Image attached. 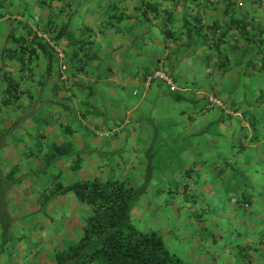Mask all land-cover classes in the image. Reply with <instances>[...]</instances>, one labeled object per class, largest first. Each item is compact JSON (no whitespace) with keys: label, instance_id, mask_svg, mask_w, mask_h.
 <instances>
[{"label":"trees","instance_id":"obj_1","mask_svg":"<svg viewBox=\"0 0 264 264\" xmlns=\"http://www.w3.org/2000/svg\"><path fill=\"white\" fill-rule=\"evenodd\" d=\"M60 1L62 0H42L40 5L51 8L58 5ZM124 1L126 0L109 2L108 11L113 13L106 25L109 29L122 32L126 30L128 21L133 18L137 24L144 26L145 34L135 35L138 42L137 49L134 48V50L130 47L121 58L124 59L127 55H131L130 58L141 56L146 52L154 54V59L148 58L145 66L146 71L139 77L141 83L145 84L147 74L159 67L160 64L163 65L167 75L174 83L185 86L187 85L185 74L192 70L191 66H195L197 70L205 71V74H202L207 78L205 81L214 76L217 71L225 74L234 70L237 74L236 83L234 82L229 91L230 98L233 100L229 103L228 100H222L219 93L214 92L213 95L220 101L222 100L225 107L231 108L233 112H242L240 110L242 103L238 101V96H243L246 109L242 114L250 121L249 124L253 128L250 141L255 142L256 139H259L258 132L262 131L261 127L263 126L260 122L263 118L254 112L252 108H256V106L252 104L249 98L257 101L260 105L259 108L264 113V26L260 21L261 18L256 20L257 16L260 17L258 7L264 9L261 4L262 0H225L221 15L211 22L206 21L205 18L208 13L207 8L218 5V2H213L214 0H131L130 12L127 11V6H124ZM247 3H251L254 9H248ZM254 13L258 15L256 16ZM178 16H181L182 19L177 26ZM36 17H34V24L28 26L26 35L15 37L20 46V54H15L9 49V52L8 50L4 52L9 59L19 61L22 68L28 62L43 56L48 59L47 75L52 73L56 57L53 47L41 36L43 33H49L51 40L65 51L68 65H70L69 54H67L66 49L69 47L72 50V58L77 63L74 67L76 69L86 68L89 71V66L92 64L93 68L90 71L102 75L101 71H104V68L108 71L113 67L114 60L103 63L101 55L102 47L111 42L107 40L108 42L101 44L99 41V45H97L98 42L92 33L87 34V32L92 31L91 26H84L81 36H77L72 29L74 16L66 20L49 18L43 26L40 17H37L39 22L35 24ZM131 26L129 27L130 31L135 27L134 25ZM35 28L40 33H33ZM101 33L104 34L105 30H102ZM147 42L153 44L144 50ZM200 45L204 47L203 54L197 52ZM167 51L166 58L168 61L166 63L162 55ZM192 56H194L191 58L192 61L186 60L184 62L186 58ZM180 61H183V65H180L181 68H177ZM133 66L135 69L138 67L136 64ZM3 72L4 77L1 78L5 95L3 105L7 108L17 106L19 109L22 107L19 103L21 98L29 95V92L21 88L20 81L10 70H3ZM134 75H140L138 69ZM197 81L200 80L197 79L194 84L198 86ZM39 83L45 84L42 81ZM158 83L161 86L162 83L168 85L164 81H158ZM142 84L141 88H143ZM160 85L157 87L158 91L163 90ZM94 88V85L85 86V89H88L91 94L95 93ZM169 88L170 90L166 93L168 97L172 96L177 101L187 98L190 100L189 96L180 93V90L173 89L171 85ZM160 94L162 92L157 95L155 105H158L160 101ZM191 100L195 105H198L196 111L204 110L211 103L207 96L204 99L192 97ZM225 111L223 108V118L210 123L208 128L206 126L201 130L200 134L190 135L186 134L175 121L166 123L167 120H164L162 122L160 118H153L152 112L149 116H143V112H141L137 119L139 128H142V131H144L143 128L151 129L149 134L152 138L151 141L147 142L148 146L144 152L148 164L159 169L166 180L167 176H171L177 171H181L185 177L189 176L191 170L185 168L186 159L183 158L185 152L189 149L205 148L207 142L205 133L208 131L216 134L226 120L230 122L233 119V116ZM95 113L100 114L95 109L88 112V114ZM40 115H42V110L35 116L38 121L35 123L37 125L45 124L44 118ZM149 122H151V126H148ZM212 125L215 126L213 130L210 129ZM11 129L12 126L0 124V139H4L11 132ZM246 129L244 127V130ZM46 148L44 162L47 164L63 156L71 155L74 151L71 142L61 144L52 142ZM79 160H81L80 157ZM80 165V161H78L75 168H79ZM225 168H228L227 164L223 165V172ZM17 169V166L12 168L7 176L8 180H11ZM230 171V175H226L224 180H220L222 187L224 188V184L227 183L226 190L224 189L226 192L232 191L239 201H247L244 197L245 191L252 188L250 181L253 176H249L246 172H240L238 168H231ZM221 176L222 170H219L218 177ZM58 178L59 175L54 174L52 188L41 194L39 198L40 210H45L50 201L58 195L72 192L78 200L90 208L91 213L85 217L81 237L66 248L56 251V264H193L169 249L159 231L155 229L144 230L135 225L132 220V209L137 200L135 195L138 188L129 185L125 179H84L64 186ZM145 185L146 183L142 188ZM187 185L185 184V189L188 188ZM184 196L185 201L195 202V198H190L187 193ZM3 202L2 199L0 201V213L5 208ZM6 213L8 214V212ZM0 220L2 221L3 240L15 239L12 226L8 232L5 229L7 223L2 217ZM244 249L245 247L238 249L239 255L242 257H246L243 253Z\"/></svg>","mask_w":264,"mask_h":264},{"label":"crops","instance_id":"obj_2","mask_svg":"<svg viewBox=\"0 0 264 264\" xmlns=\"http://www.w3.org/2000/svg\"><path fill=\"white\" fill-rule=\"evenodd\" d=\"M111 1L114 0H62L58 2V5L47 8L42 4V6L40 5L42 0H0V97L4 94V87L1 83V78L3 79L4 77L3 70H10L16 79L20 81L21 88L29 92V95H25L21 98V101L19 102L22 105L21 108L18 109L17 106H12L0 109L1 119L6 118L8 115L10 116V114H13V111H16V114L18 112L24 118L23 123L20 124V128L12 133L10 139L8 137L7 154L2 160H0V198L4 194V207L8 214L15 219L12 226V233L16 232L18 236H20V240H12L9 242L8 246H10V250L7 251L12 257L3 258L4 262L7 260L5 264H56L54 251L66 236H63L62 234L58 245H54V248L47 249L46 247L50 245L51 237L43 236L40 229L43 228V222H40L41 220L38 219V216L36 215V212L40 210L39 198L41 194L48 192L51 188L45 191H37L32 187L28 188V186L32 185L30 184L31 180L29 179L32 178V176L29 174L35 172L38 175L42 168L46 166V163L44 162V154L47 151L46 146L50 143L55 142L61 144L63 142H71L74 147L73 156L61 157L53 161L57 168H59L58 165L61 160L78 159L79 156L81 158V160H79L81 167L83 166V163L86 162V166H91L93 168L92 165H88V162L91 161L94 163V167H99L103 172L102 176H97V174L90 172V175L86 176L85 179L100 177L102 179H125L129 185L133 187L139 188L144 185V183H140L142 182L141 178L143 176L139 175V172H141L146 164V160L143 157V151L147 147L140 144L137 139V134L135 132L140 129L138 123H136L137 118H134V123H130V125H126L125 127H116L119 125H115L114 127L120 129L118 135L114 138H106L100 134V130L104 127L114 128L110 127V125H106L108 121L120 120L127 114V109L132 102V100L129 99L130 93L127 89H130V85L134 87L139 85L141 87L142 83L139 77L143 73L141 71L142 69L137 68L140 75H134L137 69L133 70L128 66L127 62L124 65L120 64L118 66V72L114 74L115 76H111L113 72L116 71V68L112 67L111 69H108V71L104 68V71H101L102 75L97 72H93L91 75L97 76L96 78L99 77L98 79L100 80H92L89 78L86 82H74L75 86L72 88L71 93L68 94V92L62 90L61 85H59L60 82L58 83V79L55 76L52 78L50 77L46 83L44 81L45 84L39 83L42 79H39L38 81H33L32 78L28 81L23 79L22 75H26L28 67H34L36 65L34 63L39 60H33L30 62V65H28V62L27 65L25 64L22 68V64L19 61L9 59L7 54H4L5 50L8 49L15 52V54H20V46L15 40V37L26 35L28 26L34 24V17L36 16H40L44 23L49 18L53 20H66L67 18L74 16L72 29L76 35L81 36V33H83L82 28H84V26H91L92 31L87 32V34L92 33L94 39L96 38L98 42L97 45H99V41L101 44L103 42H108L107 38L102 40L99 38L101 36L100 34H102V30H105L106 35L110 37L114 35L118 36V38L120 36L123 37L125 31H130L129 27H132L131 25L136 27L139 26V24H137L132 18L128 21V26L125 31L117 32L113 29L107 28L106 23L109 22L108 20H110V16L113 13L108 11V4ZM213 2H218V5L216 7L207 8L208 13L206 14L205 20L208 22L213 21L214 18L221 15L226 1L214 0ZM123 4H125L124 6H127V11L130 12L129 10H131L132 5L131 0H126ZM251 7L252 4L247 3V8L253 10L254 7ZM254 14L256 16L258 14L260 15V17L257 16L256 20L258 21L261 18L262 20L260 21H262V26H264V14H261L260 12ZM181 19V16L177 17V26L180 24ZM140 27L144 26L140 25ZM130 32L133 33V29ZM119 33L122 35H119ZM12 34L14 35L12 36ZM144 34L145 31L142 32L141 35ZM137 35L139 36V34ZM148 43L150 42H147V45ZM130 46L133 45H126L128 49ZM68 50L70 51L71 49L69 48ZM203 51L204 47L202 45L198 46L197 52L203 54ZM193 57L194 56L186 58L184 62L186 60L192 61L193 59L191 58ZM182 62L183 61L179 62L177 68H181L180 65H183ZM191 67L192 70L185 74V76L187 75L191 81L197 79L200 80L201 78L207 79L205 78V75H202L205 74V71L197 70L195 66ZM92 68L93 65L91 64L89 69L92 70ZM224 76L226 75H222L221 77ZM212 78L213 76L210 77V80H212ZM234 82L236 83V81ZM38 84H41V89L46 87L53 90L55 93L57 91L60 97L57 99L61 103V105H58L61 110H56L55 108L50 110L51 103L47 102L46 108H49V110L46 111L47 113L45 115H43L44 113L40 115L45 120V124L43 125L34 124V118L32 117V115H38L41 109L36 110L31 108V110L28 111L25 107L26 100L31 102V100L38 99L40 95H42L40 89H38ZM88 85L95 86L94 94H91L88 89H85V86ZM232 87L228 90H222L219 92L222 100H228L229 103L233 100L230 98L231 96L229 94ZM134 91L136 90H133V92ZM246 99L249 100L248 98ZM238 100L242 103L240 110L243 112L246 109L244 97L239 95ZM1 101L2 98L0 99V103ZM254 104V106H256V108H252L254 109V112L264 118V113L258 108L259 103L256 101ZM94 109L98 110L100 114H88L90 110ZM242 112L238 113L237 111L236 113L240 115L239 117H233L230 122L226 120L225 124L220 126V129L216 134H214L215 132L212 133L208 137V145H206L202 151L192 152V155L194 156L191 162L192 165L191 168L189 166L187 167L192 171L190 177L192 182L195 183L197 181V184L193 187L194 190L197 189L198 184H201L208 186L210 191H216V193H213L212 197L232 196L234 193L232 191L226 192L223 190L220 182L224 180L226 175H230L231 168L240 169L239 167L243 166L244 169H247L251 168L250 165H253V172H255L253 178L259 180V182L257 185H252L250 190L245 191L244 197L246 200L247 198L257 200L264 195V119L260 122L263 126H260L262 131L258 132L260 138L256 139L255 142H251L250 137L253 128L249 124L250 121L246 119ZM211 114L217 115L214 114V111ZM105 117H108L109 119L105 120ZM223 117L222 111H219L218 116H214L212 120L207 121V128L210 123L218 121ZM14 124L15 121L10 126L13 127ZM206 126H204V128ZM244 127L247 129L244 130ZM201 129L203 130V128ZM189 133H198V127L196 128V131L190 130ZM231 136L233 138H231ZM141 145L143 146L142 148ZM43 148L45 151L37 157L38 151H42ZM104 148L117 155L118 159L114 158L112 162L104 163L103 165L96 164L98 152ZM43 163H45V165H42ZM224 164H227L228 168H225V171L223 172ZM17 165H20L19 171H16L11 180H8V174L13 166L15 167ZM69 167L71 166L69 165ZM121 169H124L125 171L122 173ZM219 170H222V178L218 177ZM128 171L129 173L127 174ZM135 171L138 173L136 174ZM154 173L155 180L159 179L161 181V179H163L159 172ZM136 175L139 176V179H136ZM45 176L47 178L53 177V175L49 173L45 174ZM182 177L181 174L171 178V185L173 186L175 183L178 186L180 184L179 179ZM254 182V180L250 181L251 184H254ZM22 188L27 190V192L22 191ZM164 189L165 185H162V183L156 184L155 181L149 182L148 190L156 193L157 197L160 196L162 193L161 191ZM190 193L192 194V192ZM252 194L253 196L251 197ZM17 198L23 201V204L20 207L15 205V200ZM63 201L64 197L58 195L50 201L45 210L48 209L49 213L55 212L54 206H64ZM147 209L151 211L150 207ZM69 212L70 211L68 210V213ZM192 216L195 217L196 215ZM210 221L211 219L207 224L202 223L203 225L201 226H192L190 223L184 224V226L179 224L178 228H180V230L174 235V242L170 241L169 234L164 237L165 241L166 243L171 242V244L174 245L177 241L176 239L181 236L183 242L180 241L181 243L178 245L175 244V247L173 246V250L176 253L180 254L193 264H211L212 261L214 262V260H217V254L214 246L215 237H213V239L210 238V236H214L213 234L216 229H214V223H211ZM82 224L84 226V223ZM156 228H158L156 229L157 231L163 234L160 227L156 226ZM198 229L204 230L205 233L197 232ZM207 231L210 233L207 234ZM2 234V221L0 220V236ZM43 238H45V240H43ZM192 238H194L195 241H191ZM229 238L231 241L230 243L225 241L223 246L219 244V247H222L223 250H228L230 247H236L238 244L242 245L241 242H234V238H237L234 235ZM75 241L77 240H74V242ZM66 242H68L67 244L69 245L72 241L66 238ZM39 244L44 245V248H41ZM3 245L6 248L7 244ZM58 249L63 248L58 247ZM179 249H181V251ZM236 250L238 252V249ZM208 257H210L211 260Z\"/></svg>","mask_w":264,"mask_h":264},{"label":"rangeland","instance_id":"obj_3","mask_svg":"<svg viewBox=\"0 0 264 264\" xmlns=\"http://www.w3.org/2000/svg\"><path fill=\"white\" fill-rule=\"evenodd\" d=\"M258 12L261 14H264V9L258 7ZM40 17V16H39ZM41 25H44V22L41 21ZM105 27V26H104ZM127 29V28H126ZM145 31L144 27L136 26L133 29V33L130 31H125V35L123 37L118 36H108L105 34H100L101 36L99 38L104 39L107 38V40L111 43L106 44L102 47L101 55H102V62L103 63H109L110 61L114 60L113 67H115L116 71L113 72L111 76H115L114 74L118 72V66L120 64H126L128 62V66H130L133 70H135V67L133 66L136 64L138 67L142 69L141 71H146L145 66L149 59H154V54L152 52H146L145 54L141 56H132L127 55L124 59H121L128 51V48L130 44L137 49V39H135L134 34L141 35L142 32ZM136 32V33H135ZM119 35H122L119 33ZM157 39V37H155ZM104 44V42L102 43ZM114 44V46H113ZM119 44V45H118ZM153 43L150 42L145 47L144 50L148 49ZM133 48V49H134ZM69 49V48H68ZM66 49L67 54H69V70H68V85L66 88H63L62 90L65 92H68V94L71 93L72 88L75 86L74 82H86L89 78L92 80H96L97 76H91L92 71L89 70V72L86 70V68L83 69H76V64L74 62V59L72 58V50ZM166 54H168V51L162 55V58L167 63ZM113 58V59H112ZM149 58V59H148ZM39 60L35 62L36 64L34 67L30 68L28 67L27 73L25 76H23V79L25 81H28L32 78L33 81L42 79V82L49 80L50 77L53 76L57 77L58 82H60L59 77V71L57 62L54 64L52 68V73L50 75H47V68H48V59L46 57L40 56ZM30 65V62L28 63ZM37 68V70H36ZM35 70V71H34ZM216 72V71H215ZM222 75H226L224 77H221ZM237 77V74H235L234 70L228 71L225 74H222L220 72H216L215 76H213L212 80L208 79L205 81V79H200L198 82V86L194 84V81H191V79L186 75L185 78H187L186 83L187 85L182 84H175L172 79V88H176L180 90V93L185 94L189 96L190 100L183 99V100H175L172 96L168 97L166 93L170 90L169 85H166L165 83H162V86L160 83H152L151 85L147 86L146 84H143V88L138 86H131L130 89H127L130 93L129 99L132 100L130 107L127 109V116L125 115L120 120L116 121H108L106 125H110V127H114L115 125H119L116 127L126 125H130V123H134V118L139 117L140 113L143 112V116H149L152 112L153 118H160L162 122L164 120L168 121H175L178 123L186 134L189 133L190 130H195L198 127V133L200 134L201 128H204V126L207 125L208 120H212L214 116H218L219 111H223V108H225V112L231 114L233 117H239L240 111L238 113L233 112L231 108L225 107V103L221 100L220 103H213L207 105V108H205L202 111H195L196 106L193 101L191 100L192 97L194 98H202L204 99L206 96L211 98L214 92L219 93L222 90H228L232 85L234 84V81ZM102 79V78H101ZM77 80V81H76ZM100 80V79H98ZM73 81V83H72ZM232 83V84H231ZM158 85H160L163 90L158 91ZM41 84H38V89H40V97L35 100H26V108L27 110H31V108H34L36 110L41 109L42 114L45 115L47 110L49 108H46L47 102L51 103V108H55L56 110H61V108L58 105H61V103L58 101L57 98L59 97V93L56 91V93L48 89L46 87L41 89ZM133 90H137L139 93L135 94ZM160 90V89H159ZM172 90V89H171ZM213 90V91H212ZM142 91V92H141ZM140 92L142 93L140 96ZM159 92H162L160 94L161 98L158 103V105H155L157 95H159ZM132 93V94H131ZM252 93V92H251ZM63 94V93H61ZM125 96V95H124ZM5 95L0 97L2 98V101L0 103L1 108L4 109L6 106L3 105V98ZM240 98V97H239ZM250 101L254 104L256 101H254L253 98H249ZM239 101V100H238ZM223 102V103H222ZM255 105V104H254ZM260 106V105H259ZM259 108V107H258ZM25 109V108H24ZM218 109V110H217ZM214 111L213 115L211 114ZM14 114V115H13ZM13 114L8 115L6 118L0 119V124L2 126H10L14 121L15 124L13 125L11 132L7 135L10 139V136L12 133L20 128V124L23 123V116H21L18 112L16 114V111H13ZM14 116V118H13ZM17 116V117H16ZM34 118L33 122L38 123L37 118L32 115ZM16 118V119H15ZM245 118V117H244ZM105 120H108V117L104 118ZM264 119V118H263ZM13 120V121H12ZM245 121V120H244ZM136 123H138L136 121ZM149 122L148 126H151ZM169 123V122H168ZM37 125V124H36ZM43 125V124H40ZM114 127L113 129H117L119 132V129ZM111 128H103L100 131L108 130ZM144 131H142V128H140L135 133L137 134V139L144 147L148 146L149 141H151V136L149 134L150 128H143ZM200 129V130H199ZM211 130L215 129V126L210 127ZM117 132V135H118ZM206 132V129H205ZM207 136V142L206 145H208V137L212 134L208 131L205 133ZM5 137L4 139H0V160L7 154V142L8 137ZM106 137V136H104ZM116 137V136H115ZM107 138V137H106ZM110 138V137H109ZM231 138H233L231 136ZM141 145V148L143 147ZM6 146V147H5ZM146 150V149H145ZM145 150L143 151V157L146 160L145 166L142 168L141 172H139V175L143 176L141 178L142 182L140 183H146V185L142 187H135L136 189V203L132 209V220L139 228L144 230H150V229H158L156 226L161 228L162 235L165 237L166 235H170L169 239L170 241L174 242V235L177 231L180 230L178 228L179 224L184 226V224H191L192 226H201L202 223L207 224L209 220L211 219V223H214V229L215 233L213 234L214 239V246L216 248V254H217V260L212 261L211 264H264V195H262L257 200L247 198L248 201H239L238 197L234 194L232 196H217L212 197L213 193H216V191H210L208 186L198 184L197 189L194 190V186L197 184V182H192L191 174L189 176H184L181 171H177L171 176H167V180L163 177L162 173L159 169H155L156 167L148 164V161L145 157ZM203 149H189L184 154V160L185 162V168H188L189 166L191 168V162L193 159L192 152L194 151H202ZM45 149L43 148L42 151H38L37 157L44 152ZM77 153V152H76ZM74 153L71 155H68L67 157L73 156ZM66 157V156H63ZM114 158H117V155L113 154L110 150L104 148L98 152L97 156V162L96 164L103 165L104 163H110L113 161ZM79 161L78 159L74 158L72 160L70 159H63L60 161L57 168L52 161L51 163L47 164L46 166L42 168V170L38 173V175L35 172H32L31 175L32 178H29L31 181L30 186L37 191H45L47 189L52 188V181L54 180L53 177L47 178L45 174L49 173L52 175H59V180L64 184V186H68L76 181L84 180L86 176L90 175V172L97 174V176H102L103 172L99 167H94V163L91 161L88 162V165L86 166V162L83 163V166L79 168H75L76 164ZM42 165H45L43 163ZM69 165L71 167H69ZM22 166V165H21ZM251 168L244 169L243 166H240L239 171L240 172H246L249 176H253L255 172H253V165H250ZM14 167V166H13ZM236 167V165H235ZM17 171L20 169V165H17ZM103 168V166H102ZM189 168V169H190ZM151 169V170H150ZM61 170V171H58ZM120 171V170H119ZM125 170L121 169V172L123 173ZM136 174L138 173L135 171ZM154 172H159L163 179L161 181L154 179ZM192 172V171H191ZM41 173V174H40ZM129 171L127 172V174ZM182 178L179 179V185L177 186L175 183L173 186L171 185V178L175 177L176 175H181ZM101 178V177H100ZM136 179H139V176L136 175ZM255 181L252 185H257L259 180L252 178L251 181ZM150 181H155L156 184L165 185V189L162 190L160 196L157 197L156 193L150 192L148 190V185ZM264 183V182H263ZM185 184H188V188L185 189ZM227 183L224 184V188L221 187L223 190H226ZM230 188V187H229ZM22 191L27 192V190H24L22 188ZM192 192V194L190 193ZM225 192V191H224ZM190 195V198H195V202L192 201H185V194ZM252 193V192H251ZM3 194V192H2ZM62 197H64L63 204L64 206L55 205L54 211L49 213V210H39L36 212V215L38 216V219H40V222L42 223L43 228H40L42 231L43 236L51 237L50 239V245L46 247L47 249L54 248V245H58V242H60V236L63 234V236H66L63 238L62 243H60L58 247L64 248L67 246L68 242H66V238L70 239V241L74 242V240H78L81 237V233H83V224L85 223V217L91 213L90 208L82 201L78 200L74 193L69 192L66 194H61ZM197 196V197H195ZM253 194L251 195V197ZM4 198L3 196L0 198V201ZM159 198V199H158ZM5 202V198H4ZM23 204V201L19 198L15 200V205L17 207H20ZM66 206V207H65ZM150 207L151 211H149L147 208ZM4 211H1L0 217L3 218V220L7 223V227L5 228L6 231H10V226H13L15 219L12 218L9 214H7L6 209H2ZM68 210L70 211L68 213ZM196 213V214H195ZM192 215H196L193 217ZM156 216V217H155ZM161 220V221H160ZM164 220V222H163ZM39 222V223H40ZM82 222V223H80ZM163 222V223H162ZM242 222V224H241ZM150 228V229H149ZM167 232V234H166ZM199 233H205L204 230L198 229ZM48 233V235H47ZM210 232L207 231V234ZM13 235L15 239L13 240H20V236L16 232H13ZM235 236L237 238H234V242H241L242 245L238 244L236 247H230L228 250L224 249L222 247H219V244L223 246V243L225 241H228L229 243L231 236ZM229 236V237H228ZM54 237V238H52ZM210 238L213 239V236H210ZM209 238V239H210ZM165 239V238H164ZM176 239V238H175ZM179 239V241H178ZM45 240V238H43ZM175 242L176 245L183 242V238L180 236V238L176 239ZM216 240V241H215ZM12 240H3V234L0 236V264H5L7 260H3V258H9L12 257L11 254L7 250H10V246H8L9 242ZM181 241V242H180ZM191 241H195L194 238H192ZM71 242V243H72ZM3 244H7L6 248ZM175 244L172 245L171 242H167V245L169 249L173 250V246L175 247ZM40 245V244H39ZM41 248H44V245H40ZM245 247V251L243 253L246 255V257H242L239 255V250L237 252L236 249H239V247ZM178 247V246H177ZM181 248V247H180ZM57 249L54 251V255L56 254ZM181 251V249H179ZM175 252V251H174ZM210 258V257H208ZM207 259V258H206ZM211 260V258H210Z\"/></svg>","mask_w":264,"mask_h":264},{"label":"built area","instance_id":"obj_4","mask_svg":"<svg viewBox=\"0 0 264 264\" xmlns=\"http://www.w3.org/2000/svg\"><path fill=\"white\" fill-rule=\"evenodd\" d=\"M261 4H262V6H264V0H262ZM38 22H39V19L36 17L35 18V24H37ZM35 32L40 33V31H38L37 28L34 29L33 33H35ZM41 36H43L44 39L47 42H49V44L54 49V54L56 57V62H57L58 71H59L60 85H61V88H66L68 85V79H69V75H68L69 65L67 63V55H66L65 51L58 44H55L51 40L49 33H43V34H41ZM158 81H160V82L164 81L168 85H173L170 77L167 75L162 64H160L159 67H157L156 69H153L150 73L147 74L145 84L147 86H149L150 84H152L154 82H158ZM134 93L137 94V90ZM210 100L213 103H215V102L220 103L221 102L219 99L215 98L214 96H212L210 98ZM117 131H118L117 129H108V130L100 131V134L102 136H106V137H113L117 134Z\"/></svg>","mask_w":264,"mask_h":264},{"label":"clouds","instance_id":"obj_5","mask_svg":"<svg viewBox=\"0 0 264 264\" xmlns=\"http://www.w3.org/2000/svg\"><path fill=\"white\" fill-rule=\"evenodd\" d=\"M63 89V88H62ZM118 132V131H117Z\"/></svg>","mask_w":264,"mask_h":264}]
</instances>
